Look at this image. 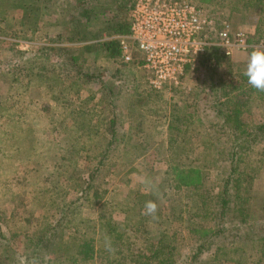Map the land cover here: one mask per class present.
Masks as SVG:
<instances>
[{
  "label": "rangeland",
  "instance_id": "374dc122",
  "mask_svg": "<svg viewBox=\"0 0 264 264\" xmlns=\"http://www.w3.org/2000/svg\"><path fill=\"white\" fill-rule=\"evenodd\" d=\"M123 1L129 6L127 0ZM187 1L213 19L226 20L232 27L242 28L257 48H264V0ZM120 3L121 0H85L84 7L90 10L87 17L77 0H10L7 5L0 4V264H9L2 255L6 243L11 248H19L37 230H50L59 218L62 220L57 230L65 237L94 234L98 240L99 230H102L98 214L105 207L104 203L111 202L118 203L113 208L126 211L129 207L134 211L132 205L139 200H145V205L156 204V212L151 215L146 214L142 205L146 232L142 233L140 226L118 230L143 249L141 252L131 246L130 250L141 255L145 264H154V253L166 258L170 252L173 253L168 264H234L221 256L217 248L243 245L226 233V237L221 234L201 243L197 235L185 227L187 214L184 211L183 220L174 217L172 206L178 210H187L188 206L186 199L181 198L183 194L176 196L177 190L165 189L162 183L167 161L161 147V142L165 141V126L160 115L164 108L168 111L170 105L165 104V100L154 103L151 96L149 100L137 101L147 94L146 71L131 67L130 63L120 70L104 57L103 49L97 47L80 53L84 56L80 60L87 69V73L83 72L86 76L77 73L74 63L64 66L68 55L77 54V47L115 38V32L107 36V28L111 27L109 22L113 16L123 15ZM258 25L260 32L256 31ZM74 29H85L88 36L99 32L101 35L96 40H69L74 37ZM60 36L68 40L61 42ZM135 50L139 53L136 47ZM247 54L234 52L233 56L224 58L229 60L224 65L227 69L224 79L238 99L246 97L250 90L242 74ZM115 69L122 81L121 91L115 83L106 93L103 86L93 84L88 76L98 73L104 82L111 84ZM179 86L185 97L195 96L197 85L187 81ZM251 93L255 101L249 102L238 116L241 137L264 122V94ZM170 96L171 90L162 95L164 99ZM155 117L161 119L153 120ZM150 119L154 123L150 129L163 133L156 134L157 137L129 139L132 151L116 152L112 145L111 154L100 161L95 153L111 138L113 128L129 134L136 120ZM187 134L192 136L187 144L189 157L199 154L208 161L214 152L212 146L201 144L196 131ZM123 143H117L116 148ZM262 145L264 141L251 142L244 151L246 164L242 166L241 176H254L249 183L257 186L259 193L256 195V189H252L251 209L255 216L256 211L259 215L256 228L264 232V160L262 167L256 169V149ZM162 156L164 159H156ZM132 166L135 171L129 170ZM93 173H96L95 182L87 188ZM88 189L97 192V195L92 194L95 198L85 197ZM153 190L155 195L150 200L147 197ZM179 201L181 205H177ZM196 212L206 214L207 208L200 205ZM126 214L117 209L112 218L122 221ZM198 221L202 225L213 224L209 220V223ZM161 231L165 238L158 241ZM242 260L238 264H256L257 257ZM100 262L97 245L89 264Z\"/></svg>",
  "mask_w": 264,
  "mask_h": 264
},
{
  "label": "trees",
  "instance_id": "16d2710c",
  "mask_svg": "<svg viewBox=\"0 0 264 264\" xmlns=\"http://www.w3.org/2000/svg\"><path fill=\"white\" fill-rule=\"evenodd\" d=\"M9 1L0 0V4L4 2L7 5ZM127 1L129 5L133 2V0ZM84 2L85 0H77L78 7L81 6L83 15L87 17L90 10L84 7ZM121 3L119 7L123 6L124 13L122 16H113L110 19L109 24L111 27L107 28V36L114 32L116 33L115 36L129 32V6H126V1L121 0ZM85 21L87 22V19ZM224 21L228 22L226 20H216L215 28H218L219 24ZM256 31H261L259 25ZM95 34L88 36L85 29L79 31L74 29V37L69 38V40L86 41L90 38L96 40L101 35L100 32ZM60 40L65 42L68 38L60 36ZM95 47L103 49L104 57L120 70L131 64V67L138 66L137 68H142L138 65L137 53H134L133 61L128 66L125 65L126 63L121 59V48L116 38L99 40L94 44L77 47V54L68 55V58L64 60V66L67 63H74L78 70L77 73L86 76L87 74L83 72L87 73L85 71L87 69L82 66V60H80L84 56H81L80 53L84 49L87 51ZM68 49L65 48V50ZM224 58L226 57L223 56L219 47L210 46L200 54L194 66L189 65L187 67L182 82L189 81L193 86L197 85L196 93L198 94L195 93V96L188 94L185 97L184 91L181 90L179 85L171 84L165 85L160 90H153L148 87L145 91L147 94H141L143 95L142 98L137 99V101L149 100L151 96L154 103L158 101L164 103L165 100V104L170 105L168 111H166V108L162 110L160 115L162 119L155 117L153 120L158 121V119H161L165 126V141L161 142V147L164 157L166 156L167 169L162 173V183L165 189L170 190L169 188H172L179 191V193L176 191V196L183 194L181 198H185L187 201V210H178L176 206H172L171 211L173 210L174 217L183 220L181 214L184 211L187 214L184 220L185 223L183 222L185 227L189 229L188 231L196 234V239L200 240L201 243L205 244L210 241V238L214 239V236H221V234L226 237L225 233L232 237L233 241L236 239L242 243L243 245L235 244V246L217 248L218 252L221 251L219 253L221 256L230 259L228 261L232 260V263L238 264L243 261V258L256 255V264H264V232L256 228V219L259 218V215L256 211L255 216L251 209L253 203L251 202L252 189H256L257 186L255 187L253 183H249V180H252L254 176L251 177L249 174L244 178L241 176L242 166L246 164L244 151L248 149L251 142L264 141V122L259 125L256 124L252 127L250 134H244L241 137L239 133L242 128L238 119L247 104L254 100L251 92L256 91V94L263 95L264 91L260 93V91L247 86L250 89L246 93L247 96L238 99L229 89V84L224 79L223 74L227 72L224 65L229 62ZM120 70L117 71L120 72ZM118 74L115 69V72L112 73L113 81H111V84L104 82L98 73L88 76L93 84L97 83L99 86H103L106 93H109L115 83H118L116 84L118 90L123 89ZM115 80L118 81L115 82ZM126 88L127 86L124 85V89ZM166 90H171V96L168 99L162 97V95H165ZM153 120H136L134 125L130 127L129 134L119 133L117 129L113 128L111 138L107 139V142L105 141L106 143L104 142L95 154L102 161L105 156L111 154L112 145H115L112 149L116 152L124 149L132 151L131 147L128 146L129 139H140L150 137V135L157 137L156 134L163 133V131L150 129L151 125L154 124ZM193 131L199 133L200 138H198V141L201 144L212 146L214 152L211 153V158L208 161L203 160L199 154H195V157L191 158L186 153L187 144L190 141L189 139L192 138L187 133ZM223 136H226V138ZM122 141L124 142L123 145L116 148L117 143L119 144ZM132 146L135 145L132 144ZM164 157L156 159L161 160ZM256 158V169H259L263 165L264 145L256 149ZM135 169L133 166L129 168L130 171H135ZM95 176L96 173L91 175V181L88 183L87 188L94 184ZM169 181L172 182V185H169ZM89 192H91V189L85 191V197L95 198L92 195L95 191L93 193ZM258 193L257 188L256 195ZM95 195H97V192H95ZM154 195L155 190L147 198L151 200ZM173 197L175 198V196ZM144 202L146 201L139 200L136 204H133L134 211L131 207L128 208V211L117 207L113 208L114 204H118L115 202H111L109 205L104 203L105 207H102V211L98 214V223L102 229L99 230L101 236L97 238L98 240H96L94 234L65 237L57 230L62 220L59 218L50 230H37L35 235L30 236L19 248H11L6 243L5 247L3 246L6 249L3 250L2 255L9 264H89L98 245L101 253L100 264H145L141 260V255H137L130 250L131 246L136 247L141 252L143 249L137 246L135 242H130L129 237L122 236L118 231L126 230L125 227L129 230L137 226H140L142 233L147 231L144 226L146 217L143 216L142 212ZM177 205H181V201ZM200 205L207 208L206 214L199 215L196 212ZM117 209L125 214L128 212L122 218V221H116L112 218V213ZM106 210L111 211V213ZM207 219L211 223L213 221V224H210ZM198 220H202L203 223L207 221L209 224H204V226ZM91 221L93 222V220ZM89 227L93 228L94 226L89 225ZM237 229L240 232H237ZM161 232H159L158 241L165 238L163 231ZM246 247L248 248L246 249ZM198 248L200 247L198 246ZM172 253L170 252V256L166 258H160L161 256L154 253L152 256L155 258L154 264H168V261L172 259Z\"/></svg>",
  "mask_w": 264,
  "mask_h": 264
},
{
  "label": "built area",
  "instance_id": "2783aa9c",
  "mask_svg": "<svg viewBox=\"0 0 264 264\" xmlns=\"http://www.w3.org/2000/svg\"><path fill=\"white\" fill-rule=\"evenodd\" d=\"M216 20L187 0H133L129 5V32L115 36L124 63L133 61L148 74L150 88L181 85L189 65L210 46L225 57L256 49L248 33ZM135 47L139 53L135 50Z\"/></svg>",
  "mask_w": 264,
  "mask_h": 264
},
{
  "label": "clouds",
  "instance_id": "9594fccd",
  "mask_svg": "<svg viewBox=\"0 0 264 264\" xmlns=\"http://www.w3.org/2000/svg\"><path fill=\"white\" fill-rule=\"evenodd\" d=\"M242 74L251 88L264 91V48H256L248 52ZM156 207L155 203L148 202L145 205L146 214H154Z\"/></svg>",
  "mask_w": 264,
  "mask_h": 264
},
{
  "label": "crops",
  "instance_id": "0c3cea01",
  "mask_svg": "<svg viewBox=\"0 0 264 264\" xmlns=\"http://www.w3.org/2000/svg\"><path fill=\"white\" fill-rule=\"evenodd\" d=\"M240 53H244V52H240ZM113 72H115V70Z\"/></svg>",
  "mask_w": 264,
  "mask_h": 264
}]
</instances>
